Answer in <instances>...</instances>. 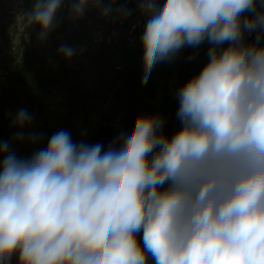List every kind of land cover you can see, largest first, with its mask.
Instances as JSON below:
<instances>
[{
  "label": "clouds",
  "instance_id": "obj_1",
  "mask_svg": "<svg viewBox=\"0 0 264 264\" xmlns=\"http://www.w3.org/2000/svg\"><path fill=\"white\" fill-rule=\"evenodd\" d=\"M98 2L76 0L71 14ZM64 3L33 0L24 16L41 39ZM138 10L145 82L158 62L210 45L176 92L179 129L169 136L161 115L140 114L106 150L59 130L28 158L0 140V264H264V0H139ZM31 119L21 109L13 125Z\"/></svg>",
  "mask_w": 264,
  "mask_h": 264
},
{
  "label": "crops",
  "instance_id": "obj_2",
  "mask_svg": "<svg viewBox=\"0 0 264 264\" xmlns=\"http://www.w3.org/2000/svg\"><path fill=\"white\" fill-rule=\"evenodd\" d=\"M101 2L102 9L109 8V0ZM122 4L123 0H115L109 11ZM32 7L33 0H25L26 13ZM101 11L88 9L79 19L58 11L55 27L45 39L40 38L39 26H30L29 46L9 75L8 86L0 90V140L9 142L19 157L28 158L45 148L59 130L68 131L76 143H101L106 150L121 133L131 134L140 114L161 115L169 136L179 129L176 92L206 64L209 43L190 47L181 60L158 62L145 82L144 65L138 59L143 49L129 47L124 40L91 43L94 29L103 22ZM61 45L75 50L70 59L59 54ZM119 63L125 66L117 70ZM21 109L32 119L17 129L13 121ZM18 131L23 132V140L15 139ZM33 135L39 138L37 143L30 141ZM137 239L142 242V233ZM149 261L154 264L151 257Z\"/></svg>",
  "mask_w": 264,
  "mask_h": 264
},
{
  "label": "built area",
  "instance_id": "obj_3",
  "mask_svg": "<svg viewBox=\"0 0 264 264\" xmlns=\"http://www.w3.org/2000/svg\"><path fill=\"white\" fill-rule=\"evenodd\" d=\"M101 3V0H99L98 3L89 5L85 10V12L91 8L102 10L103 22L94 29L90 38L91 43L94 45L102 43L111 45L124 40L125 44L129 47L143 49L141 37L147 17L142 15L138 10L139 0H123V4L119 10L109 11L106 16L103 14L104 9L101 8ZM72 6V4L64 3L59 11L64 10L71 13ZM257 10H260L259 5ZM25 14V0H0V90L8 86L9 75L15 71L21 62L23 53L30 43L31 25L24 16ZM83 15L79 18H82ZM252 15L254 14H244V16ZM256 36L257 32L248 33L246 31L245 41L253 43ZM261 45H264V37L261 39ZM226 46L227 44L222 47ZM189 49L190 47L183 48L171 61L181 60L188 53ZM138 59L143 63L146 72L144 51ZM124 66V63H119L115 65V69L118 70ZM153 68L148 75L153 74ZM12 259L17 260V257L14 255Z\"/></svg>",
  "mask_w": 264,
  "mask_h": 264
}]
</instances>
